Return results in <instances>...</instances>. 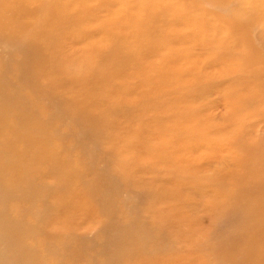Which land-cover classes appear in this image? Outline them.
Listing matches in <instances>:
<instances>
[{
  "label": "bare ground",
  "instance_id": "obj_1",
  "mask_svg": "<svg viewBox=\"0 0 264 264\" xmlns=\"http://www.w3.org/2000/svg\"><path fill=\"white\" fill-rule=\"evenodd\" d=\"M25 1L0 0V35L7 38L17 55L11 63L7 56L0 54V264H133L140 261L144 264H187L188 258L165 260L166 249L170 246L167 239L177 234V225L188 226L183 233L185 240L193 241L197 247H209L224 264H264V150L251 137L252 133L248 137L245 133L244 106L239 103L243 100L229 101L234 111L231 119L236 124L230 146L237 154L230 161L219 158L220 154L215 157L225 163L226 169L195 170L190 161L185 163L173 156L170 159L165 141L159 149L140 143L147 151L171 160L167 180L210 193L212 225L203 232L193 222V216H181L179 212L165 215L169 221L160 228L156 223L164 215H152L150 221L140 220L137 225L132 220L148 210L147 204L131 203L137 193H151L153 198L172 196L173 203L183 208L189 207L188 201L183 205L176 187L158 188L156 184L149 189L144 186L147 180L139 185L133 182L132 166L126 165L123 158L114 157L112 151L105 150L98 137L106 132L103 126L109 122V112L92 115L69 101H60L54 109L49 100L55 94L53 88L57 80L50 81L48 102L38 99L35 92L38 79L34 76L27 80L24 72L38 74L47 67H54L67 80H81L83 69L100 54L101 48L91 42L87 48L73 50L70 54L65 50L56 51L53 60L45 62L41 45L49 43L58 48L63 42L60 37L63 31L59 28L61 19L54 9L63 7L64 0H55V7H44L41 0H31L45 12L37 30L29 29L30 14L24 10ZM228 1L232 0H210L216 6ZM241 1L243 8L232 9L227 21L243 33L264 19V0ZM70 4L82 11L84 0H73ZM196 4L197 0L186 2L189 8ZM172 5L171 0H164L156 7L147 0L140 4L142 10L152 8L156 11L148 12L142 20L147 23V32L143 34L160 38L152 44L168 38L164 33H155V23L159 14L171 12ZM119 12L116 8L105 20L111 25L104 21L100 26L106 30L119 26L123 18ZM129 16L133 23L140 21L139 13ZM71 20H75V15ZM76 28L80 35H85V27L78 25ZM258 36L263 38L262 49L243 54L246 68L254 75L264 74V28ZM242 41L252 43L250 38L248 41L243 37ZM131 48L130 42L122 41L111 49L113 53L107 59L100 60L99 67L93 71L96 82L90 95L92 99L103 93L111 76L123 63L135 61ZM256 58L262 60L263 67L253 64ZM168 73L166 68L161 70L163 80L168 78ZM171 78L175 87L182 91L191 84L183 80L181 71L173 73ZM156 104L161 106L162 112L170 110L176 114L173 123L172 119L162 122L160 133L167 131L175 139H179L177 135L180 134L185 139L196 140L202 139V132L205 137L207 125L198 121L197 115L182 117L186 110H171L169 103L164 105L160 100ZM70 107L76 111L74 119L64 113ZM86 127H91L89 133L84 132ZM183 139L180 138L182 150L204 146L203 141ZM100 157L104 159L101 167L97 164ZM130 161L134 163L136 159L132 157ZM196 161L193 159L192 163ZM76 182L81 185L83 201L74 207L98 218L91 224L96 229L95 236L86 239L83 233H76V240H70L73 244L67 240L70 232L67 195L71 184ZM207 183L213 189L207 188ZM89 201L90 206L84 204ZM129 203L132 211L128 210ZM160 240L163 245L159 244Z\"/></svg>",
  "mask_w": 264,
  "mask_h": 264
},
{
  "label": "rangeland",
  "instance_id": "obj_2",
  "mask_svg": "<svg viewBox=\"0 0 264 264\" xmlns=\"http://www.w3.org/2000/svg\"><path fill=\"white\" fill-rule=\"evenodd\" d=\"M72 1L64 0L63 7H59L55 0H41L44 7L57 6L54 12L61 19L59 28L63 31L60 35L63 42L58 48L49 43L41 45L44 61L47 63L52 61L56 51L65 50L66 54H70L73 50L87 48L91 42L101 48L100 54L91 59L90 64L83 69L84 75L81 80H77L78 82L67 80L54 67H47L38 74L24 72L25 78L31 80L36 76L39 83L35 86V92L38 99L44 102H48L50 81L57 80L56 87L53 88L55 94L49 100L54 109L60 101H69L92 115H97L101 111L109 112L111 114L109 122L103 126L106 132L98 137L102 139L105 150L112 151L114 157L123 158L126 165L132 166L130 175L133 182L139 185L147 180L144 186L149 189H153L156 184L158 188L176 187L180 193L178 199L182 203L188 201L189 207L185 209L177 206L180 204H174L172 196L153 198L151 193H137L136 197L130 200L131 203L147 204L148 210L145 211L147 213L132 220L135 224L139 225L140 220L150 221L152 215H164L156 223L160 228L169 221L165 215L179 212L181 216H193V222L204 232L212 225L211 205L208 203L210 193L167 180L166 174L172 167L170 159L173 156L185 163L190 161L195 170H210L213 167L226 169L225 163L216 160L215 157L216 154H220L219 158L230 161L237 154L230 146L236 124L231 119L234 111L229 102L232 99L237 101V98L243 100L239 103L244 106L245 118L242 125L247 137L252 133L251 137L259 142L264 150V74L250 73L243 58L244 53L262 49L263 38H259L258 33L264 28V19L240 33L228 23L227 18L232 9L243 8L241 0L224 2L220 6L214 5L210 0H197L198 5L191 8L186 6L188 0H171L173 1L171 12L159 14L155 23V33H164L168 38L162 43L152 44L160 38L143 34L147 32V23H142L143 18L148 12L155 11L152 8L141 9L140 4L146 0H84L82 11H77V6L70 4ZM147 1L156 7L164 0ZM35 4L36 2L31 0L24 2V10L30 14L27 23H31L29 25L31 30H37L45 13ZM116 8L123 14L120 25L111 26L108 30L101 27V23L109 19ZM71 10L77 11L76 14ZM134 12L139 13L138 23L130 21L129 14ZM72 15H75V20H71ZM105 23L111 25L109 21ZM78 25L85 27V35L78 33L79 30L76 28ZM243 37L248 41L250 38L252 43L250 41L244 43ZM122 41L132 44L135 61L123 63L113 73L110 84L103 93L94 100L90 97L96 82V73L93 71L99 67L100 60L107 59L113 53L110 52L111 49ZM0 54L7 56L8 62L11 63L15 56L17 57L3 34L0 35ZM253 64L256 67H263L262 60L257 58ZM165 68L169 73L168 78L163 80L161 70ZM179 71L183 80L191 83L183 91L175 87L171 78L173 73ZM248 95H251V98ZM148 100L150 104L147 105ZM157 100L163 101L164 105L169 103L168 108L171 110H186L182 117L197 115L198 121L207 125L205 137L203 138L202 132V139L196 140L188 137L186 140L185 136L180 134L177 135L179 139H175L167 131L160 133L162 122L172 119L173 123L176 114L166 109L167 112H162L159 108L161 106L156 104ZM64 113L70 119L76 116V111L72 107L65 109ZM167 114L169 118H166ZM200 122L197 124L202 125ZM90 131L91 127L84 129L85 133ZM146 134L147 136H144ZM180 138H184L185 141H203L204 146L182 150ZM162 141L167 142L166 150L170 159L156 152L147 151L140 145L145 143L159 149ZM132 157L136 159L134 163L130 161ZM193 159L197 161L192 163ZM97 164L103 166L104 159L98 158ZM206 187L213 189L211 184ZM67 196L70 219L67 240L75 241L74 235L79 232L83 233L86 239H92L96 229L91 227V224L98 217L87 210L74 207L77 202L83 201L81 185L78 182L71 184V191ZM131 203L128 206L129 211H132ZM84 204L90 206L91 202ZM229 208L226 209L228 215ZM187 227L177 225V234L168 237L167 244L170 246L166 249L165 260L188 258L187 264H224V261L217 260L209 247H197L193 241L185 240L183 233L187 232ZM159 244L163 245L161 240ZM72 248L75 250V245ZM164 252L165 249L162 255ZM133 264L144 263L140 261Z\"/></svg>",
  "mask_w": 264,
  "mask_h": 264
}]
</instances>
